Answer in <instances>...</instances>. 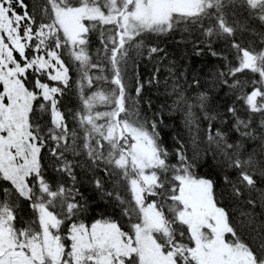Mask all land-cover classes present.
<instances>
[{
	"label": "snow or ice",
	"instance_id": "1",
	"mask_svg": "<svg viewBox=\"0 0 264 264\" xmlns=\"http://www.w3.org/2000/svg\"><path fill=\"white\" fill-rule=\"evenodd\" d=\"M0 264H264V0H0Z\"/></svg>",
	"mask_w": 264,
	"mask_h": 264
},
{
	"label": "trees",
	"instance_id": "2",
	"mask_svg": "<svg viewBox=\"0 0 264 264\" xmlns=\"http://www.w3.org/2000/svg\"><path fill=\"white\" fill-rule=\"evenodd\" d=\"M207 169L205 168V169H202L201 171H206Z\"/></svg>",
	"mask_w": 264,
	"mask_h": 264
}]
</instances>
